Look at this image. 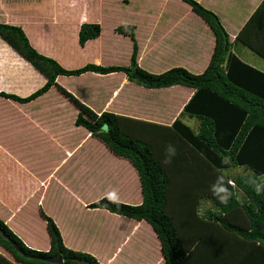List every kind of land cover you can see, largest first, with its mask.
<instances>
[{
    "label": "crops",
    "instance_id": "crops-1",
    "mask_svg": "<svg viewBox=\"0 0 264 264\" xmlns=\"http://www.w3.org/2000/svg\"><path fill=\"white\" fill-rule=\"evenodd\" d=\"M196 1L219 17L233 43L232 52L242 60L239 46L250 49L234 44L235 40L263 0ZM0 23L21 27L38 52L70 70L88 64L128 67L133 41L117 32L124 25L134 27L138 64L155 74L173 67L201 74L216 45L209 24L183 0H0ZM83 24H100L102 32L81 46ZM46 81L0 37V93L27 98ZM58 84L98 114L110 112L162 126H171L195 94L182 86L148 89L131 82L122 72L60 76ZM78 113L58 87L24 104L0 98V153L9 152L7 140H13L18 154L9 155L18 163L41 160L54 167L49 176L40 179L0 175V218L30 248L48 251L47 224L38 218L41 204L70 250L91 254L102 264H165L161 243L146 221L88 208L92 202L84 198L86 188L90 193L102 185L110 193L125 196L121 198L124 203L139 205L143 198L133 193L139 175L131 162L112 153L85 128L75 126ZM183 120L190 126L195 121L199 128L197 120ZM43 144L45 149H39ZM27 145L29 152L22 149ZM42 186L63 189L66 195L70 191L74 197L69 194L64 203L46 205L44 195L37 198ZM139 186L141 192L140 180ZM33 195L39 202L32 201ZM113 237L117 239L114 243ZM0 256V264H6L4 259L20 264L3 248Z\"/></svg>",
    "mask_w": 264,
    "mask_h": 264
},
{
    "label": "trees",
    "instance_id": "trees-1",
    "mask_svg": "<svg viewBox=\"0 0 264 264\" xmlns=\"http://www.w3.org/2000/svg\"><path fill=\"white\" fill-rule=\"evenodd\" d=\"M183 1L209 24L216 37L211 61L203 73L184 67L161 74L145 70L138 64L134 27L128 25L117 28L133 41L128 67L88 64L70 70L38 52L21 27L0 23V37L47 80L27 98L5 92L0 98L24 104L58 87L79 109L75 126L85 128L112 153L129 160L139 175L141 204L104 197L88 208L146 221L161 243L165 264H264V72L232 52L229 34L214 12L196 0ZM101 32L100 24H83L80 45L98 38ZM234 44L249 48L264 60V0ZM90 72H122L131 82L148 89L182 86L195 94L171 126L110 112L98 114L58 84L60 76L79 77ZM185 117L197 120L198 130L188 125ZM104 125L108 130H103ZM237 168L245 173L228 174ZM204 200L212 201L216 209L201 214ZM38 209V218L47 224L50 249H31L1 218L0 249L20 264L51 263L22 256L12 241L35 257L61 256L63 263L59 264H102L91 254L67 248L54 219L41 204Z\"/></svg>",
    "mask_w": 264,
    "mask_h": 264
},
{
    "label": "rangeland",
    "instance_id": "rangeland-1",
    "mask_svg": "<svg viewBox=\"0 0 264 264\" xmlns=\"http://www.w3.org/2000/svg\"><path fill=\"white\" fill-rule=\"evenodd\" d=\"M110 26L111 24L107 25L108 30H110ZM108 35V34H107ZM238 51H242L240 52V56L242 58V60H244L245 62H248L249 64H251L252 66H254L255 68L264 71V60H262L261 58H259L258 56H256L254 53H252L250 50L244 49V47L239 46ZM126 53V50L124 49L122 52V56L124 57V54ZM73 112V111H72ZM74 114V113H73ZM72 114V116H73ZM66 116H69L67 114H65ZM71 117V116H69ZM190 122V121H189ZM191 126L197 130L198 128V123L195 121H191ZM8 139V138H7ZM7 148L9 149V152H3L0 153L1 155V160H2V164H3V169L0 170V175L2 177H18V178H25V177H34L36 179H40L42 177H47L49 176L54 167L53 166H49L48 163H46L47 161L42 162L41 160H25V162L21 161L20 163L17 162V160H15L10 154V152H13L14 154H18L17 151H14V144L15 142L13 140H7ZM46 145H38L39 149H45ZM29 148V145L25 146L22 149H25V152H29V150H26ZM64 172V171H63ZM245 173V170L243 168H237V169H233L228 171V174H230L231 176H236L238 174H243ZM35 176H34V175ZM36 174H39V177H36ZM58 177H62L61 174L57 175ZM11 181H13L14 179H10ZM137 183L136 184V188L135 190H133V193L139 197V195L142 197L141 192L139 191V178L136 179ZM45 185V183L43 184ZM50 186V183H49ZM49 186H42V188L38 191L39 193L37 194V198L40 197L41 195H44V201L46 203V205L52 203V202H63L66 200L67 196L70 194V196L73 198L74 194L71 193L70 191L67 192V195L65 194V191L63 189H56V188H52ZM138 188V189H137ZM72 189H76L74 188V185L72 186ZM99 190H91L90 193L88 192L87 188L86 191L84 192V198L87 201H90L92 203H95L99 200H101L104 197H109L114 201H119V202H125L123 199L121 198H125V196H121L118 195L116 193V191H114L113 193H110L107 191V188L102 185V188H98ZM45 190V191H44ZM96 193V194H95ZM132 193V194H133ZM94 194V195H91ZM33 200L35 201L36 199V195H33ZM36 202V201H35ZM129 204V203H126ZM209 209H216V207L214 206V204L212 203V201L210 200H204L200 209V213L204 214L207 210ZM105 216L102 215V219H104ZM117 239H115V237H113L112 242H116ZM34 250H38L35 248H32Z\"/></svg>",
    "mask_w": 264,
    "mask_h": 264
},
{
    "label": "water",
    "instance_id": "water-1",
    "mask_svg": "<svg viewBox=\"0 0 264 264\" xmlns=\"http://www.w3.org/2000/svg\"><path fill=\"white\" fill-rule=\"evenodd\" d=\"M103 130H108V125L103 126ZM12 244L14 245L15 249L24 257L28 259H40L42 261L51 263V264H59L63 263V258L61 256H53V257H48V258H42V257H35L32 256L31 254H28L22 250V248L19 247V245L15 242L12 241Z\"/></svg>",
    "mask_w": 264,
    "mask_h": 264
},
{
    "label": "clouds",
    "instance_id": "clouds-1",
    "mask_svg": "<svg viewBox=\"0 0 264 264\" xmlns=\"http://www.w3.org/2000/svg\"><path fill=\"white\" fill-rule=\"evenodd\" d=\"M169 151H170L172 154H174V152H175V150L172 149V148H169Z\"/></svg>",
    "mask_w": 264,
    "mask_h": 264
},
{
    "label": "built area",
    "instance_id": "built-area-1",
    "mask_svg": "<svg viewBox=\"0 0 264 264\" xmlns=\"http://www.w3.org/2000/svg\"><path fill=\"white\" fill-rule=\"evenodd\" d=\"M232 183V182H231ZM232 184H234V183H232Z\"/></svg>",
    "mask_w": 264,
    "mask_h": 264
}]
</instances>
